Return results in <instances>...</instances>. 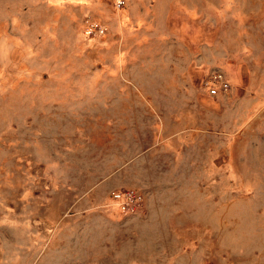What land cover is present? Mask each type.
<instances>
[{"label":"rangeland","instance_id":"1","mask_svg":"<svg viewBox=\"0 0 264 264\" xmlns=\"http://www.w3.org/2000/svg\"><path fill=\"white\" fill-rule=\"evenodd\" d=\"M123 1L0 0V264H264V0Z\"/></svg>","mask_w":264,"mask_h":264},{"label":"built area","instance_id":"2","mask_svg":"<svg viewBox=\"0 0 264 264\" xmlns=\"http://www.w3.org/2000/svg\"><path fill=\"white\" fill-rule=\"evenodd\" d=\"M97 1V0H94ZM123 0H114L116 7H121ZM89 30L91 32L102 34L103 27L96 23H89ZM205 86L207 88V93L209 95H215L220 90H225L229 84L228 80L220 71H214L210 73L205 81ZM109 199L111 204H113L119 212L122 213H132L141 208L143 204V193L133 187H121L113 189L109 194ZM199 264H211L210 262H201Z\"/></svg>","mask_w":264,"mask_h":264}]
</instances>
